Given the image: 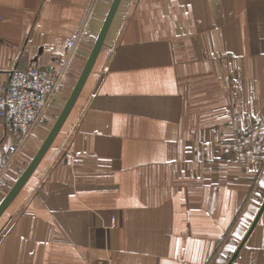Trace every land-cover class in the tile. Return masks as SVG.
Instances as JSON below:
<instances>
[{
    "label": "crops",
    "instance_id": "0c3cea01",
    "mask_svg": "<svg viewBox=\"0 0 264 264\" xmlns=\"http://www.w3.org/2000/svg\"><path fill=\"white\" fill-rule=\"evenodd\" d=\"M114 2L0 0V94L15 67L62 73L13 155L0 118V207ZM235 253L231 264H264V0H120L64 122L0 213V264H228Z\"/></svg>",
    "mask_w": 264,
    "mask_h": 264
},
{
    "label": "built area",
    "instance_id": "2783aa9c",
    "mask_svg": "<svg viewBox=\"0 0 264 264\" xmlns=\"http://www.w3.org/2000/svg\"><path fill=\"white\" fill-rule=\"evenodd\" d=\"M61 78V72L41 71L34 66L10 71L0 94V118L13 139L9 147L11 155L16 153L22 139L35 130Z\"/></svg>",
    "mask_w": 264,
    "mask_h": 264
},
{
    "label": "water",
    "instance_id": "95a60500",
    "mask_svg": "<svg viewBox=\"0 0 264 264\" xmlns=\"http://www.w3.org/2000/svg\"><path fill=\"white\" fill-rule=\"evenodd\" d=\"M120 0H115L113 7L104 23V26L102 28V31L99 35V39L96 43V46L92 52V55L88 61V64L85 68V71L73 93V95L71 96L64 112L62 113L61 117L59 118V120L57 121L52 133L50 134L49 138L47 139L46 143L44 144V146L42 147L41 151L39 152V154L37 155V157L34 159L33 163L30 165V167L27 169V171L24 173V175L22 176V178L20 179V181L17 183L16 187L13 189V191L10 193V195L7 197V199L4 201V203L1 205L0 207V213L6 208V206L9 204V202L13 199V197L17 194V192L20 190V188L22 187L23 183L26 181V179L28 178V176L31 174V172L33 171L34 167L36 166V164L38 163V161L40 160V158L42 157V155L44 154V152L46 151V149L48 148V146L50 145V143L52 142L55 134L57 133V131L59 130L60 126L62 125V123L64 122L65 117L67 116L68 112L70 111L78 93L80 92L89 72L90 69L94 63V60L96 58V55L100 49V46L102 45L103 39L105 37V34L108 30V27L112 21V18L114 16V13L116 11V8L118 6ZM236 253L231 257V260L228 264H231L232 261H234L235 257H236Z\"/></svg>",
    "mask_w": 264,
    "mask_h": 264
},
{
    "label": "rangeland",
    "instance_id": "374dc122",
    "mask_svg": "<svg viewBox=\"0 0 264 264\" xmlns=\"http://www.w3.org/2000/svg\"><path fill=\"white\" fill-rule=\"evenodd\" d=\"M41 123H43V122H41ZM246 141V140H245ZM245 141H243V140H240V143H239V145H240V148L242 149V150H245V148H246V146H247V144H248V142H245ZM242 157L241 158H243V159H246V155H241Z\"/></svg>",
    "mask_w": 264,
    "mask_h": 264
}]
</instances>
